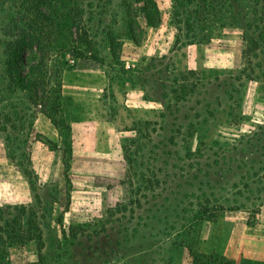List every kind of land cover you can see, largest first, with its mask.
Returning a JSON list of instances; mask_svg holds the SVG:
<instances>
[{
  "label": "rangeland",
  "instance_id": "obj_1",
  "mask_svg": "<svg viewBox=\"0 0 264 264\" xmlns=\"http://www.w3.org/2000/svg\"><path fill=\"white\" fill-rule=\"evenodd\" d=\"M244 243L264 249V0H0V264Z\"/></svg>",
  "mask_w": 264,
  "mask_h": 264
},
{
  "label": "trees",
  "instance_id": "obj_2",
  "mask_svg": "<svg viewBox=\"0 0 264 264\" xmlns=\"http://www.w3.org/2000/svg\"><path fill=\"white\" fill-rule=\"evenodd\" d=\"M228 0H199V4H201V7H203L204 10H207L209 6H215V9L221 5V4H225ZM37 16H34L36 19L33 21H29L26 22V24L28 25V31H31V34L36 35V33L38 31H40L39 33H42L46 26H50L52 25L45 17V15L41 12L38 11L36 12ZM62 18L64 19H69L70 16L68 14H66L65 16L63 15ZM27 32V34L29 35L30 33ZM39 48H40V65H44L46 64V52L44 46L42 44H39ZM11 59L14 61L20 60L23 63L26 61V52L24 50H21L20 52H15L11 55ZM20 71V70H19ZM43 79L45 80L44 76ZM18 84L19 86H21V88H25L26 85V79L23 76H20L18 79ZM44 90V89H43ZM54 91V89H50V91ZM56 95V100L52 101V100H46V101H41V104H43L45 113L49 114L50 117H54L59 111H60V99L62 98V95L60 92L56 91L55 93ZM40 99H42V97H40ZM66 167V173L70 168V164L66 163L65 164ZM20 213L25 214L29 219L27 221L28 226H33L32 230H39L37 223H32V219H30V214H29V209L28 207H22L21 210H19ZM35 222V221H34ZM28 234L25 235L26 239L28 240H36L37 242L41 243L42 242V236L41 233L39 234H31V230L27 231ZM43 247H40L39 249V256L41 257V252ZM193 264H264V261H257V260H250V259H243L240 262H234L232 260H229L225 257H223L220 254H213V255H205V254H198L194 256V262Z\"/></svg>",
  "mask_w": 264,
  "mask_h": 264
},
{
  "label": "crops",
  "instance_id": "obj_3",
  "mask_svg": "<svg viewBox=\"0 0 264 264\" xmlns=\"http://www.w3.org/2000/svg\"><path fill=\"white\" fill-rule=\"evenodd\" d=\"M199 254L213 255L220 254L223 257L232 260L234 262H240L243 259L264 261V249H248L244 243L243 247L234 248L233 244L229 245L226 249H200ZM188 260V256L185 257ZM189 258L188 264H191Z\"/></svg>",
  "mask_w": 264,
  "mask_h": 264
}]
</instances>
